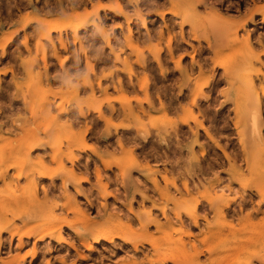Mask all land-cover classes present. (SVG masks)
I'll list each match as a JSON object with an SVG mask.
<instances>
[{"label":"rangeland","instance_id":"1","mask_svg":"<svg viewBox=\"0 0 264 264\" xmlns=\"http://www.w3.org/2000/svg\"><path fill=\"white\" fill-rule=\"evenodd\" d=\"M114 1L0 0V157L12 164L0 177V264H148L157 254H171L177 264L239 262L246 255L227 256L230 243L206 253L205 229L213 222L203 217L213 215L207 200L215 208L229 201L217 223H231L238 241L264 243V183L252 192L240 183L264 174V138L256 143L251 132L254 105L234 94L255 90L264 136V0H117L129 23L113 10L95 18L98 3ZM225 26L234 33L223 32L221 41L216 29ZM211 31L219 33L215 39ZM41 32H50L49 40ZM207 41L224 52L215 54ZM244 154H255L252 165ZM111 162L126 167L108 169ZM41 169L51 177L41 178ZM167 233L172 241H161ZM194 246L202 252L196 261ZM258 247H250L252 264H264Z\"/></svg>","mask_w":264,"mask_h":264},{"label":"bare ground","instance_id":"2","mask_svg":"<svg viewBox=\"0 0 264 264\" xmlns=\"http://www.w3.org/2000/svg\"><path fill=\"white\" fill-rule=\"evenodd\" d=\"M76 1V0H75ZM78 1H80V0H78ZM114 1V0H113ZM129 2H131L132 0H128ZM188 2H191V3H194L195 5H198V4H200L201 2H202V0H188ZM6 3V2H5ZM77 3V2H76ZM80 3V2H79ZM114 3H115V7H112V6H105V5H101L100 3H98L97 5H96V7H95V18H99V10L101 11V10H113L114 12H117V13H119V14H123V12H122V8H121V5H120V3H119V1H117V0H115L114 1ZM147 3H149V2H147ZM3 4V3H2ZM248 4V3H247ZM125 5V4H124ZM160 5V4H159ZM227 5V4H226ZM164 6V5H163ZM231 6V5H230ZM21 7V6H20ZM255 7H257V6H255ZM5 9V8H4ZM142 9V8H141ZM256 9V8H255ZM6 10V9H5ZM253 12H254V10H253ZM138 13H139V11H137V16H139L138 15ZM256 13V12H255ZM75 14V13H74ZM257 14V13H256ZM258 14H260L261 15V17H262V20H263V22H264V6L262 7V9L259 11V13ZM124 15V17H125V20H126V22L127 23H129L130 21H131V17L130 16H128V15H125V14H123ZM136 15V14H135ZM11 16V15H10ZM245 18V17H244ZM38 24H40V20L38 19V18H35L34 19ZM56 21V20H55ZM248 21H250V18H249V20ZM121 22V21H120ZM49 25V24H48ZM40 26V25H39ZM61 26V25H60ZM208 26H209V24H208ZM213 26V25H212ZM41 27V26H40ZM52 27V26H51ZM54 28V27H53ZM58 28V27H57ZM63 28V27H62ZM210 28L212 29V27L210 26ZM214 28H215V25H214ZM218 28V27H217ZM45 29V28H44ZM50 29V28H49ZM56 29V28H55ZM55 29H53V30H55ZM52 30V31H53ZM214 30V29H213ZM51 31V32H52ZM216 31L217 32H219V33H221V37H220V40L221 39H223V41L225 40L222 36V34H223V32H226V33H234L233 31H232V29L230 28V27H227V26H225V27H219L218 29H216ZM212 33H211V37L213 38V39H215L216 38V36H215V32H213V31H211ZM155 33V32H154ZM214 33V34H213ZM219 33H217V34H219ZM260 33V32H259ZM201 34V33H200ZM216 34V35H217ZM41 38H43V39H47V40H49V37H50V32H48V33H43V32H41L40 33V35H39ZM72 36H73V38H74V40H77V37H76V29L74 28V30L72 31ZM106 36H107V34H106ZM214 36H215V38H214ZM219 36V35H218ZM217 36V37H218ZM255 36H258V35H255ZM118 37V36H117ZM168 37V36H167ZM210 36H209V38H211ZM251 36L249 35V34H247V37H246V45L248 46V50L251 52V47H250V43H249V38H250ZM260 37V36H259ZM263 37V36H262ZM162 38V34L160 33V36H159V39H161ZM209 38H208V40H209ZM253 38V37H252ZM261 38V37H260ZM264 38V37H263ZM10 39H12V37L10 38ZM142 39V38H141ZM144 39V38H143ZM146 39V38H145ZM125 40H126V42H127V44L128 45H132L133 44V37H132V34H131V32L129 31L128 32V36L127 37H125ZM252 40V39H251ZM121 41V40H120ZM146 41V40H145ZM158 41H160V40H158ZM171 40H170V37L168 38V42H170ZM222 41V40H221ZM220 41V43L223 45V42H221ZM59 43H60V46H63L64 47V44H63V42H61V40L59 39V41H58ZM107 42H108V39H107ZM209 41H207V47L208 48H210V49H212L213 50V52L215 53V54H222L223 52H224V50L220 47L218 50H215L214 49V47L213 46H211V44L210 43H208ZM233 42V44L235 43V40H233L232 41ZM154 43V42H153ZM36 44V49L37 50H39L41 53H40V55H41V60L43 61V62H45V60H46V57H45V50L46 49H44V46L45 45H43L39 40H37V42L35 43ZM141 44V43H140ZM169 44V43H168ZM25 45H26V43H25ZM107 45H109V44H107ZM135 45V44H134ZM154 45H156V44H154ZM254 45V44H253ZM27 46V45H26ZM217 46V45H216ZM221 46V45H220ZM233 46V45H232ZM31 47V46H30ZM154 47V46H153ZM224 47H226V46H224ZM17 48V47H16ZM33 48V47H32ZM48 48V47H47ZM49 49V48H48ZM140 49V48H139ZM176 49V48H175ZM231 49H232V47H231ZM158 50V49H157ZM181 50V49H180ZM158 51H160V50H158ZM164 51V50H163ZM12 52V51H11ZM96 52V51H95ZM157 52V51H156ZM156 52L154 53L155 54V56L157 55L156 54ZM240 52V51H239ZM55 53V52H54ZM158 53V52H157ZM174 53V52H173ZM13 55V54H12ZM28 55V54H27ZM240 55V54H239ZM56 56V55H55ZM54 56V57H55ZM249 56V55H248ZM58 57V56H57ZM74 57V56H73ZM157 57V59H158V56H156ZM234 57V56H233ZM93 58V57H92ZM95 58V57H94ZM93 58V59H94ZM206 58V57H205ZM61 59V58H60ZM60 59H58L59 61L58 62H60ZM92 59V60H93ZM168 59V58H167ZM211 59V58H210ZM13 60V59H12ZM97 60V59H96ZM245 60H248V59H244V61ZM249 61V60H248ZM248 61H245L246 63L248 62ZM200 62V61H199ZM205 62V61H204ZM16 63V62H15ZM158 63H160V62H158ZM37 65L38 64V61L37 60H34V61H32L30 64H28V65H30V66H32L33 67V65ZM95 64V63H94ZM54 65V64H53ZM70 65V64H69ZM147 65V64H146ZM219 65L221 66V65H224V63H219ZM218 65V66H219ZM226 65V64H225ZM233 65H234V63H233ZM29 66V67H30ZM71 66V65H70ZM110 66V65H109ZM239 66V64L238 63H236L235 64V66H233V68H230L231 70H233V69H236L237 67ZM167 67V66H166ZM231 67H232V65H231ZM240 67V66H239ZM15 68V67H14ZM55 68V67H54ZM89 68V67H88ZM155 68V67H154ZM30 69V68H29ZM36 69V68H35ZM203 69H205V68H203ZM230 69L228 70L229 72H230ZM240 69V68H239ZM75 70V69H74ZM73 70V71H74ZM237 70V69H236ZM233 72H236V71H233ZM241 72V71H240ZM158 73V72H157ZM230 74V76H231V73H229ZM235 74V73H234ZM233 74V76H235ZM241 76V75H240ZM246 76V75H245ZM241 77H243L244 78V76H241ZM131 78V77H130ZM233 78H236V76L235 77H233ZM246 78V77H245ZM244 78V79H245ZM239 80H241V78H238ZM247 79V78H246ZM173 80V79H172ZM236 80V79H235ZM250 80V79H249ZM252 80V79H251ZM216 81H217V79H216ZM132 82V81H131ZM220 82V81H219ZM229 82V81H228ZM235 82V81H234ZM237 82V81H236ZM250 82V81H249ZM233 84V82L231 81V85ZM245 84V83H244ZM251 84V83H250ZM244 86V85H243ZM173 87V86H172ZM156 88V87H155ZM158 88V87H157ZM163 88V87H162ZM175 88V87H174ZM151 89V88H150ZM251 89H253V85H251ZM159 91V90H158ZM163 91V90H162ZM242 93H243V91L242 90H237L236 92H234V94H235V98L236 99H241V100H243V101H245V102H247V104H250L251 106L252 105H254L253 107H255L256 109H254L255 111L252 113V117H251V122H250V124H251V132H252V134L254 135V137H255V139H256V143L257 142H263V138H264V136H263V132L261 131V129H260V127L263 125L262 124V122H261V119H262V115H261V113H263V112H261L262 110H261V107H260V104H259V98L257 97V95H256V92H255V90H253V92L251 93V92H249V94H248V92H246L247 93V97H240L241 95H242ZM262 93L264 94V90H262ZM164 94V93H163ZM145 95L147 96V94L145 93ZM260 95V94H259ZM151 97V96H150ZM200 97V96H199ZM10 98V97H9ZM183 99V98H182ZM229 99V98H228ZM230 100V99H229ZM13 102V101H12ZM165 102V101H164ZM211 102V101H210ZM26 103V102H25ZM10 104V103H9ZM124 105V104H123ZM246 105V104H245ZM251 106H249V107H251ZM19 107V106H18ZM17 107V108H18ZM171 107V106H170ZM183 107H185V106H183ZM10 108V107H9ZM54 108V107H53ZM177 108H179V107H177ZM22 109V108H21ZM97 109H98V107H97ZM109 109V108H108ZM172 109V108H171ZM176 109V108H175ZM248 109V108H247ZM252 110V109H251ZM91 111V110H90ZM99 111V110H98ZM249 111H250V109H249ZM5 112H7V111H5ZM117 112V111H116ZM119 114V113H118ZM83 115V114H82ZM81 115V116H82ZM247 115V114H246ZM3 116V115H2ZM115 116V115H114ZM205 116V115H204ZM260 116H261V119H260ZM212 117V116H211ZM243 117V116H242ZM9 118V117H8ZM245 118H247V117H245ZM249 118V117H248ZM247 118V119H248ZM58 119H59V117H58ZM248 121H250V120H248ZM226 122V121H225ZM224 123V122H223ZM245 123H248V122H245ZM244 124V123H243ZM9 125V124H8ZM178 125H179V123H178ZM210 126V125H209ZM247 126V125H246ZM176 127H179V126H176ZM223 127V126H222ZM247 128H248V126H247ZM3 129V128H2ZM175 129V128H174ZM207 129V128H206ZM43 131H44V129H43ZM89 131V130H88ZM186 131V130H185ZM46 132V131H45ZM262 132V133H261ZM155 133V132H154ZM174 133V132H173ZM91 134V133H90ZM245 134V133H244ZM173 135V134H172ZM123 136V135H122ZM175 136V135H174ZM177 136V135H176ZM175 136V137H176ZM134 137V136H133ZM136 137V136H135ZM249 137V136H248ZM252 137V136H251ZM28 138H30L31 139V136H29ZM163 138V137H162ZM218 138V137H217ZM253 138V137H252ZM154 139V138H153ZM165 139V138H164ZM168 139H169V137H168ZM167 139V140H168ZM249 139H250V137H249ZM255 139L253 138V142L255 141ZM123 140V139H122ZM248 140V139H247ZM27 141V142H26ZM24 143H27L26 144V146L28 145V144H30L31 143V141H28V140H26ZM116 141V140H115ZM138 141V140H137ZM30 142V143H29ZM126 142H127V140H126ZM156 142V141H155ZM165 142V141H164ZM244 143H245V145H247L246 144V142L244 141ZM256 143H254V144H256ZM131 144V143H130ZM129 144V145H130ZM235 144V143H234ZM127 145V144H126ZM140 145V144H139ZM142 145V144H141ZM253 145V144H252ZM25 146V147H26ZM106 146V145H105ZM104 146V147H105ZM138 146V145H137ZM177 146V145H176ZM113 147V146H112ZM207 147H209V146H207ZM141 148V147H140ZM151 148V147H150ZM113 149V148H112ZM144 151V150H143ZM30 152V151H29ZM231 153V152H230ZM145 154V153H144ZM224 154V153H223ZM98 155V154H97ZM143 155V154H142ZM8 156V155H7ZM7 156H1L0 157V177H2V178H4L6 175H7V172H8V170L10 169V166L12 165L11 163V165L9 166V165H5L4 166V164L8 161V157ZM151 156V155H150ZM226 157H228L227 155H225ZM254 156H255V154H254ZM254 156H249V155H246V154H244L243 155V157H244V161L247 163V164H250L251 163V165H252V162L254 161V159L256 160V158H254ZM78 157V156H77ZM261 157V156H260ZM41 158V157H40ZM80 158V157H79ZM143 159H144V157H143ZM259 159H261V158H259ZM102 160V159H101ZM235 160V159H234ZM68 161V160H67ZM114 161V160H113ZM243 161V162H244ZM258 161V160H257ZM260 161V160H259ZM46 162V161H45ZM180 162V161H179ZM174 163V162H173ZM58 164V163H57ZM56 164V165H57ZM85 164V163H84ZM83 164V165H84ZM238 164H240V163H238ZM4 166V167H3ZM20 166V165H19ZM113 166H116V167H118V168H120L121 170L122 169H124L125 167H126V165H124V164H121L120 162H111L109 165H107L106 167L108 168V169H110L111 167H113ZM251 167V166H250ZM11 168H15V169H18V167H17V164H15V165H13ZM196 168V167H195ZM177 169V168H176ZM205 170V169H204ZM252 170V169H251ZM177 171H178V169H177ZM261 171V170H260ZM83 172V171H82ZM121 173V172H120ZM178 173V172H177ZM257 173V172H256ZM260 173V172H259ZM264 173V172H263ZM258 174V173H257ZM38 175L41 177V178H43V177H45V176H50L51 177V172L49 171V170H43L42 171V169L40 170V171H38ZM98 175V174H97ZM177 175V174H176ZM215 175V174H214ZM14 176H19V174L18 173H16V175H14ZM56 176V175H55ZM125 176V175H124ZM127 176H128V174H127ZM217 176H218V174H217ZM25 178V177H24ZM108 178V177H107ZM251 178V177H250ZM248 178H245V177H243L241 180H240V183L242 184H240L241 185V188L243 189V190H245V191H251L252 189H253V187L254 188H256L255 187V183L257 184V185H259V184H261V183H264V174H259L258 176H256V178L255 179H253V180H251V179H249V180H251V181H249V180H247ZM20 180V179H19ZM246 182H245V181ZM2 181H4V180H2ZM244 184H243V183ZM14 183V182H13ZM30 183L32 184L33 183V180H31L30 181ZM85 183V182H84ZM109 183V182H108ZM140 183V182H139ZM42 184V183H41ZM198 185V184H197ZM146 187V186H145ZM144 187V188H145ZM185 188H187L186 187V185L184 186ZM190 187V186H189ZM259 187V186H258ZM257 187V188H258ZM264 188V187H263ZM47 189V188H46ZM149 189V188H148ZM262 189V188H261ZM125 190V189H124ZM191 190H192V188H191ZM151 191H152V189H151ZM47 192H49V191H47ZM68 192V191H67ZM126 192V191H125ZM124 192V193H125ZM252 192V191H251ZM39 193V192H38ZM50 193V192H49ZM83 194V193H82ZM147 194V193H146ZM244 194V193H243ZM257 194L259 195V196H261L262 195V192L261 191H257ZM49 196H50V194H49ZM219 196V195H218ZM52 197V196H51ZM236 197V196H235ZM246 197V196H245ZM54 198V197H53ZM238 199V198H237ZM58 200V199H57ZM58 202V201H57ZM207 202V204H208V211H211L212 212V217L209 219V217H207L206 215L203 217V220L206 222V224H210V222H213V223H211L212 225H209L206 229H205V233H206V238H205V240H204V242H203V244L205 245V251H206V253L209 255V256H212L213 254H215V253H217V249L220 247V246H223V245H225L226 243L228 244V243H230L231 244V246L225 251V253H226V255L227 256H232V255H234V254H237V255H240V254H245L246 256H245V258L243 259V260H241V261H239V262H233V263H230V264H252L254 261H253V258L255 257V256H257L256 254H254V253H252V250L253 249H251L250 247L251 246H253V247H256V246H259L258 247V251L259 252H264V243H258L257 241H255V240H253V239H251V238H246V239H241L240 241H238V239H237V234H236V231L234 232V231H232L233 230V226H232V224L230 223V224H221V225H219L220 223H217V222H220V220H222V219H224V218H226V216L228 215V212H225V210L224 209H226V208H228L229 207V205H230V202L228 201L226 204H224L222 207H219V208H215L213 205H215V202H210L209 200H207L206 201ZM213 203V204H212ZM218 203V202H217ZM239 203V202H238ZM202 203L200 202V201H198V200H195V203H194V207H195V211H198L201 207H202V205H201ZM245 204V203H244ZM111 205V204H110ZM109 205V206H110ZM239 205V204H238ZM96 207V206H95ZM113 207V206H112ZM233 207V206H232ZM114 208V207H113ZM112 208V209H113ZM115 208H118V207H116L115 206ZM163 208V207H162ZM161 208V209H162ZM97 209H98V207H97ZM120 209V208H119ZM164 209V208H163ZM163 209H162V213H163ZM169 209V208H168ZM230 209V208H229ZM243 209V208H242ZM255 209V208H254ZM202 210V209H201ZM235 210V209H234ZM233 210V211H234ZM251 210V209H250ZM230 211V210H229ZM232 211V210H231ZM58 212V211H57ZM55 213H56V211H55ZM122 213V212H121ZM125 213V212H124ZM127 213V212H126ZM166 213V212H165ZM177 213V212H176ZM231 213V212H230ZM58 214V213H57ZM202 214V213H201ZM200 214V215H201ZM163 215H164V217L166 218V221H167V224H170V218L168 217V215L166 214H164L163 213ZM171 216V215H170ZM232 216V215H231ZM230 216V217H231ZM130 217V216H129ZM144 217V216H143ZM176 217V216H175ZM248 218L250 217V215H248L247 216ZM180 217L179 216H177V219L178 220H181V219H179ZM50 219L51 220H56L57 218H56V216H55V214H54V211L52 210L51 211V215H50ZM144 219H146L145 217H144ZM148 219V218H147ZM251 219V218H250ZM211 220H213V221H211ZM190 221H191V224L194 226V227H198V216L196 215V214H194L193 216H191L190 217ZM216 221V222H215ZM251 221V220H250ZM132 222V221H131ZM173 222H175L174 220H173ZM150 223H148V224H145V225H143V228H147L148 227V225H149ZM180 224H181V222H180ZM135 226V225H134ZM156 226V229L157 230H160L161 228H162V226L161 225H155ZM251 226V224H247V225H245L244 227H242L241 228V230L242 231H247V229L249 228ZM90 227V226H89ZM181 229H182V226L180 227ZM87 230V229H86ZM240 230V229H239ZM110 231H112V229L110 230ZM84 232V231H83ZM258 233H261V232H258ZM263 233V232H262ZM30 234V233H29ZM245 234V233H244ZM11 235V234H10ZM78 236H81L80 235V233H78L77 234ZM131 235V234H130ZM132 235H133V231H132ZM135 235V234H134ZM137 235V234H136ZM239 235V234H238ZM241 235V234H240ZM145 236H147V234L145 235ZM136 237V236H135ZM134 237V238H135ZM263 237V236H262ZM23 238V237H22ZM32 238V237H31ZM137 238V237H136ZM59 240H61L60 239V237H59ZM98 240V239H97ZM160 240L161 241H172V236H171V233H167V234H165L164 236H162V238H160ZM19 241H21V239L19 240ZM22 241H24V240H22ZM157 243H159V241H155V242H150L149 243V245H150V247H152L153 249L154 248H156V246H157ZM83 244H84V242H83ZM259 244V245H258ZM89 245V244H88ZM21 246V245H20ZM85 246H87V244L85 245ZM127 246V245H126ZM88 247V246H87ZM204 247V246H203ZM67 248H69V247H67ZM72 248H74L73 246H72ZM89 248V247H88ZM87 248V249H88ZM194 248V255L192 256V257H190L191 258V260H197V258H198V255L199 254H201L202 252H199V251H196V249H195V246L193 247ZM111 249V248H110ZM147 249V248H146ZM75 250V249H74ZM120 250V249H119ZM122 250V249H121ZM69 251V250H68ZM111 251V250H110ZM113 251V250H112ZM111 251V252H112ZM146 251V250H145ZM37 253V252H36ZM78 253V252H77ZM113 253V252H112ZM70 254V253H69ZM111 254V253H110ZM114 254V253H113ZM113 254H111V255H113ZM129 254V253H128ZM29 255V254H28ZM133 255H134V253H133ZM137 255V254H136ZM182 255V254H181ZM236 255V256H237ZM68 256V255H67ZM132 256V255H131ZM172 255L170 254L169 256L167 255V254H157V256L155 257V259L153 260V261H148V264H153V263H155V264H177V257H171ZM174 256V255H173ZM24 257V256H23ZM36 257V256H35ZM79 257L80 258H82L83 257V255H81V254H79ZM134 257V256H133ZM139 257V256H138ZM20 258H22V257H20ZM69 258V257H68ZM98 260V259H97ZM11 261V260H10ZM253 261V262H252ZM180 261L178 260V263H179ZM184 262V261H183ZM191 262V261H190ZM11 263V262H10ZM50 263V262H49ZM48 263V264H49ZM7 264V263H6ZM22 264V263H21ZM181 264V263H180ZM192 264H196L195 262H193Z\"/></svg>","mask_w":264,"mask_h":264}]
</instances>
